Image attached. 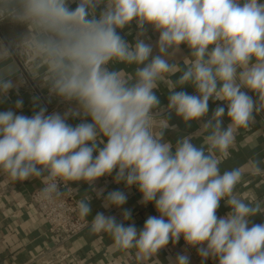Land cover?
Masks as SVG:
<instances>
[{
  "label": "clouds",
  "instance_id": "9594fccd",
  "mask_svg": "<svg viewBox=\"0 0 264 264\" xmlns=\"http://www.w3.org/2000/svg\"><path fill=\"white\" fill-rule=\"evenodd\" d=\"M5 22L23 31L0 40V105L11 101L0 110V172L40 179L45 199L86 184L122 217L99 211L90 232L140 264L181 239L169 264H192V249L199 264H264V222L254 221L264 199L237 191L247 174L264 176V160L221 171L239 130L264 114V0H0ZM21 87L33 89L30 115ZM173 115L198 128L180 133ZM109 177L124 189L98 186ZM133 188L158 213L142 228L124 207ZM92 199L77 201L81 217Z\"/></svg>",
  "mask_w": 264,
  "mask_h": 264
},
{
  "label": "crops",
  "instance_id": "0c3cea01",
  "mask_svg": "<svg viewBox=\"0 0 264 264\" xmlns=\"http://www.w3.org/2000/svg\"><path fill=\"white\" fill-rule=\"evenodd\" d=\"M22 31L21 26L11 25L7 32L3 34L4 39L14 41ZM131 38L128 37V39ZM115 66L117 68H125L127 72H131L134 67L119 64ZM173 79H176V77H173ZM183 90L190 94H195V90L191 86H185ZM20 94L25 101L23 111L25 114L30 115L32 109L30 97L33 94V89L31 87H21ZM157 95L160 97L161 103L166 105L167 90L163 86L158 90ZM11 98L13 101L16 99L15 92L11 94ZM219 103L222 102L212 103L210 101V110L214 109ZM9 106H11V101L0 105V110ZM55 107L56 104L54 102L49 106V110ZM210 115L211 111L209 112ZM171 122L179 126L180 133L192 132L198 128V125L193 123L191 128L186 129L183 122L174 115ZM228 122L227 118H225V125ZM167 138L174 143L177 133L168 132ZM194 142L198 145L201 144L202 137ZM230 151L231 157L221 164L222 172L233 167L246 165L251 158L258 157L264 160V114L257 115L255 124L249 129L239 130L236 144ZM244 180L245 183L237 186L239 193L248 198L264 199L263 176L249 173L244 177ZM105 184H107L108 190L115 188L124 189L122 184L116 185L112 183L110 177L100 180L98 186H104ZM42 185L43 183L40 179L34 178L23 182L14 181L6 173L0 172V239L3 241V245L0 247V264H37L36 260L39 257H44L54 252L53 239L49 232L48 224L30 199L31 191ZM69 186L74 190L78 200L85 195H93L91 202L92 213L87 217L90 222L99 211L105 212L106 215H115L118 220L122 219L121 210L116 208L104 209L102 201L95 198L94 193L90 192L86 184ZM140 199L139 192L133 188L129 191L128 202L124 206L132 211L133 220L137 228L143 227L144 221L149 215H158L152 204L147 206L139 204ZM227 211L228 209L221 202L218 214L224 215ZM254 221L256 223L264 222V216H257ZM67 246L72 253L80 257L81 264H140L135 259L134 250L129 253L116 249L109 234L91 233L89 226L70 240ZM183 249L184 246L181 241L176 246L169 244L166 249L158 254V258L153 257L152 260L145 262V264H169V257H174L176 252ZM190 254L192 256V264H199V258L196 253L190 251ZM63 264H75V262L68 260ZM208 264H212V262L209 261Z\"/></svg>",
  "mask_w": 264,
  "mask_h": 264
},
{
  "label": "built area",
  "instance_id": "2783aa9c",
  "mask_svg": "<svg viewBox=\"0 0 264 264\" xmlns=\"http://www.w3.org/2000/svg\"><path fill=\"white\" fill-rule=\"evenodd\" d=\"M43 186L33 189L30 199L48 224L53 239L54 252L39 257L36 260L37 264H63L68 260H72L75 264H81L80 257L69 250L67 243L86 229L91 222L79 215L78 199L70 186L63 187L62 185V195L51 199H45L42 196L40 189ZM181 242L184 246L182 239ZM2 245L3 241L0 239V247ZM190 251L195 252L194 249Z\"/></svg>",
  "mask_w": 264,
  "mask_h": 264
},
{
  "label": "rangeland",
  "instance_id": "374dc122",
  "mask_svg": "<svg viewBox=\"0 0 264 264\" xmlns=\"http://www.w3.org/2000/svg\"><path fill=\"white\" fill-rule=\"evenodd\" d=\"M8 25L11 26L13 24H7V22L0 24V40L5 41L6 43L9 42V41L4 39V35L3 34H5L7 32V30L9 29L10 26H8Z\"/></svg>",
  "mask_w": 264,
  "mask_h": 264
}]
</instances>
